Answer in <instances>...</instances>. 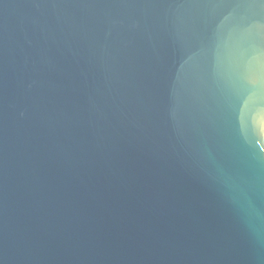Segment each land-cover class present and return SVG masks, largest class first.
Instances as JSON below:
<instances>
[{
    "label": "water",
    "instance_id": "95a60500",
    "mask_svg": "<svg viewBox=\"0 0 264 264\" xmlns=\"http://www.w3.org/2000/svg\"><path fill=\"white\" fill-rule=\"evenodd\" d=\"M0 264H264V0H0Z\"/></svg>",
    "mask_w": 264,
    "mask_h": 264
}]
</instances>
